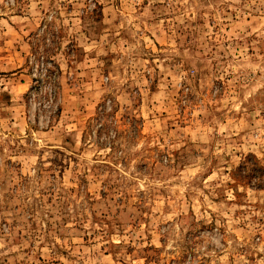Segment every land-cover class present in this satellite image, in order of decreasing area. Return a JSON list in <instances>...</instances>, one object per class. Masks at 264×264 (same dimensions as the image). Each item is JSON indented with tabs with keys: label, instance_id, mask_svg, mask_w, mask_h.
Wrapping results in <instances>:
<instances>
[{
	"label": "rangeland",
	"instance_id": "rangeland-1",
	"mask_svg": "<svg viewBox=\"0 0 264 264\" xmlns=\"http://www.w3.org/2000/svg\"><path fill=\"white\" fill-rule=\"evenodd\" d=\"M0 264H264V0H0Z\"/></svg>",
	"mask_w": 264,
	"mask_h": 264
}]
</instances>
